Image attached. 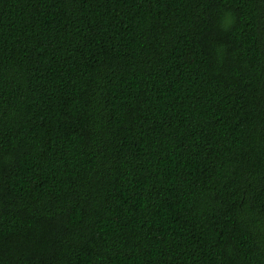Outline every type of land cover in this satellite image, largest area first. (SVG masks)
Masks as SVG:
<instances>
[{
	"label": "trees",
	"instance_id": "16d2710c",
	"mask_svg": "<svg viewBox=\"0 0 264 264\" xmlns=\"http://www.w3.org/2000/svg\"><path fill=\"white\" fill-rule=\"evenodd\" d=\"M0 264H264V0H0Z\"/></svg>",
	"mask_w": 264,
	"mask_h": 264
}]
</instances>
